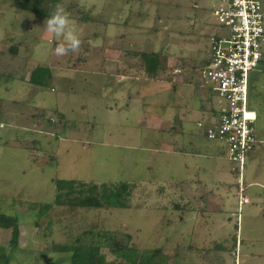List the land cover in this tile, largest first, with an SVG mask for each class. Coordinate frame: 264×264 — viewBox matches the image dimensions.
<instances>
[{
	"label": "rangeland",
	"instance_id": "1",
	"mask_svg": "<svg viewBox=\"0 0 264 264\" xmlns=\"http://www.w3.org/2000/svg\"><path fill=\"white\" fill-rule=\"evenodd\" d=\"M35 1L0 0V215L15 218L20 232L10 249L11 232L0 228L9 264H71L62 246L95 243L104 264H264V62L251 82L256 141L243 173L255 183L253 200L240 206L238 229L235 175L222 144L197 126L221 102L200 77L220 0H39L41 10L63 5L81 38L79 51L61 58L54 49L62 37L29 10ZM37 66L47 74L36 84ZM207 150L228 175L217 196L224 207L204 209L191 189L197 179L220 184L198 171L205 159L197 154ZM59 180L74 190L60 191L57 204ZM121 183L124 205L105 203L102 185ZM90 188L102 207L74 203ZM104 234L124 250L112 251Z\"/></svg>",
	"mask_w": 264,
	"mask_h": 264
},
{
	"label": "built area",
	"instance_id": "2",
	"mask_svg": "<svg viewBox=\"0 0 264 264\" xmlns=\"http://www.w3.org/2000/svg\"><path fill=\"white\" fill-rule=\"evenodd\" d=\"M213 11L217 32L209 37L210 54L200 77L221 102L197 126L208 140L222 144L240 207L248 202L243 173L257 119L249 102L251 75L264 61V8L261 0H220Z\"/></svg>",
	"mask_w": 264,
	"mask_h": 264
},
{
	"label": "trees",
	"instance_id": "3",
	"mask_svg": "<svg viewBox=\"0 0 264 264\" xmlns=\"http://www.w3.org/2000/svg\"><path fill=\"white\" fill-rule=\"evenodd\" d=\"M39 0L33 2V6L29 7V10L31 12H34L38 15L49 17L52 14V11L47 10H41L39 8ZM28 8V7H27ZM70 12L73 13L72 16L77 18L80 21H84L85 17L80 18V9H68ZM29 11V12H30ZM144 58H146V55H144ZM149 70L152 72H155L157 69V59L155 58H149L147 60ZM47 74V69L37 66L35 67L29 77L30 82L38 83L41 76ZM58 194L55 198L56 203L58 204L60 199V191H63L65 188L69 189V191L74 190V187L72 186V180H59L58 185ZM91 189V188H90ZM126 191V185L124 183L114 185V187L110 188L107 185H102V193L103 197L106 198L105 203H116L117 205H124L122 202V196L123 193ZM82 190H79V193L81 195ZM100 197V196H99ZM92 194V189L90 194H86L84 196H75L74 203L79 206H85V207H91V208H100L103 205L102 199ZM0 228H4L6 230H10V239L8 243V247L15 248L18 245V238H19V228L16 223V219L11 216L6 215H0ZM103 241L111 245V249L114 252H120L124 250V245H121L118 242V238H115L111 235L104 234ZM108 245V246H109ZM217 247L221 248V245H218ZM62 251H72L71 256V264H104V257L100 254L99 245L97 243L91 245V246H83V245H77L72 247L69 246H62ZM10 256L8 254L7 248L5 246L0 245V264H9Z\"/></svg>",
	"mask_w": 264,
	"mask_h": 264
},
{
	"label": "crops",
	"instance_id": "4",
	"mask_svg": "<svg viewBox=\"0 0 264 264\" xmlns=\"http://www.w3.org/2000/svg\"><path fill=\"white\" fill-rule=\"evenodd\" d=\"M17 52V51H16ZM16 56H20L19 52L16 53L14 55V58ZM208 59V58H207ZM206 59V60H207ZM205 60V61H206ZM264 62V61H263ZM262 62V63H263ZM34 69V68H33ZM260 68H258V70L256 71H259ZM120 72H124L126 71V69L122 68V69H118ZM129 70V69H128ZM252 77H253V73L251 75V82H252ZM252 86H251V89H250V96L251 94H253L254 90L252 91ZM250 102V101H249ZM204 136V135H203ZM256 141V140H255ZM209 150V149H208ZM206 151V154H202V153H198L197 155L199 157H202L203 159H205L204 163H200L199 166H198V171L201 170L202 174H204L205 172L207 173H211L213 174L214 176V180L220 184H210L208 185V183H205V185L203 183H201L200 179H197L196 183L194 185H192L191 189H195L194 191L196 192L195 193V197H198L200 198L201 202H203V206L204 209L206 208V206H211V203H218V204H221L222 203V206H223V200H220L219 197L217 196H220L219 192H220V186L221 184H225L226 183V180H227V176L224 171H223V168H221L220 164L217 165L215 162H213L214 158L212 157L213 155H211V153L209 151ZM253 151V150H252ZM214 153V152H213ZM250 155V154H249ZM224 158H225V155H224V151H223V155H222ZM252 157H256V153L253 152L252 154ZM226 159V158H225ZM228 161V160H227ZM229 162V161H228ZM247 164V163H246ZM246 168V166H245ZM260 173V172H259ZM245 178V177H244ZM244 182H245V193L247 195V198H248V202L247 203H244L242 204L241 207H243L244 205H250L251 204V201L253 200L249 195H248V189L252 188L255 183L254 182H246V180L244 179ZM231 184H234V182H232ZM180 190L176 193V196L178 198V200L180 202H183L184 200H186V193L183 191V187L180 185ZM215 191V192H214ZM234 197H235V194H234ZM210 203V204H208ZM238 204V203H237ZM221 206V208H222ZM224 207V206H223ZM218 209V208H217ZM241 208L239 207L238 210H240ZM219 210V209H218ZM223 210V209H222ZM242 211V210H241ZM239 214V219L236 215V221H237V229L239 228L238 225H239V222L242 218V215L241 213H237ZM250 214L252 215H256V212H254V210H252V208H248L247 210V216H250ZM183 219V218H182ZM239 221V222H238ZM240 241V242H239ZM242 242H243V239L240 237V240L239 238L237 237L236 235V241H235V246H233L232 248H234L235 250L236 249H239V247L242 245ZM237 253H238V250H236ZM234 253V252H233ZM235 254V253H234Z\"/></svg>",
	"mask_w": 264,
	"mask_h": 264
},
{
	"label": "clouds",
	"instance_id": "5",
	"mask_svg": "<svg viewBox=\"0 0 264 264\" xmlns=\"http://www.w3.org/2000/svg\"><path fill=\"white\" fill-rule=\"evenodd\" d=\"M44 30L54 37H62L54 49L57 58L66 56L70 52H78L81 46V38L70 26L68 14L61 4H57L52 14L45 21Z\"/></svg>",
	"mask_w": 264,
	"mask_h": 264
}]
</instances>
